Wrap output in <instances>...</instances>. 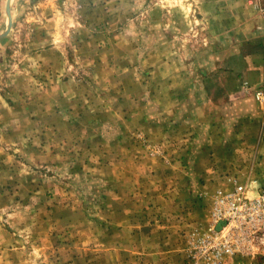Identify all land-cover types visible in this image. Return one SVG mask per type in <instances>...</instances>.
Instances as JSON below:
<instances>
[{"label":"rangeland","instance_id":"obj_1","mask_svg":"<svg viewBox=\"0 0 264 264\" xmlns=\"http://www.w3.org/2000/svg\"><path fill=\"white\" fill-rule=\"evenodd\" d=\"M213 1L10 0L9 18L8 0H0V264H159L170 250L175 264H202L192 242L208 223L211 198L154 220L156 207L129 201L131 222L139 232L149 229L134 235L124 233L115 196L119 161L131 162L119 151L124 136L143 162L147 151L166 154L135 127L144 94L197 99L200 84L211 86L241 65L222 50L237 27L224 24L218 34L210 24L223 12ZM249 1L253 8L228 10L223 19L262 21L264 34V0ZM259 43L264 47V39ZM234 44L249 49L255 42ZM247 90L256 98L264 81ZM220 112L218 129L229 128L236 106ZM255 134L239 142L231 155L238 168L221 173L228 184L214 193L233 181L254 193L264 187V124ZM196 203L207 209L205 220L191 213ZM152 222L163 232L152 233ZM129 238L143 244L136 249ZM221 264H264V246Z\"/></svg>","mask_w":264,"mask_h":264},{"label":"crops","instance_id":"obj_2","mask_svg":"<svg viewBox=\"0 0 264 264\" xmlns=\"http://www.w3.org/2000/svg\"><path fill=\"white\" fill-rule=\"evenodd\" d=\"M209 4L212 5V9L218 8L223 11L221 15L216 14L214 19L210 20L212 21L210 24L218 27L217 31H221L218 34L225 33L224 24V26L237 27L236 30H232L234 35L230 39L232 44L223 47L222 50L230 51L228 57L231 54L233 57L241 58V65L226 73L223 72V75L211 85L212 87L208 83L200 84L198 90H202L204 95L199 92L202 97L197 99L194 97L185 99L178 94L174 97L168 94L165 98L156 99L153 93L144 94L143 98L147 97V101L145 99L140 101L141 118L137 119L135 127H138L139 132L148 135L151 144L158 143L165 148L166 154L162 159L147 151L144 158L148 161L143 162L140 156L136 158V145L132 146L127 136H124L125 142L121 140L120 154L123 155V159L124 157L131 159V162L119 161L125 166L119 164L121 165L118 175L120 190L115 196L119 199L117 213L123 225L129 228L124 233L128 231L131 233L134 230L135 235L149 230L142 227L139 232V224L131 222L133 215L128 212L129 201H139L144 205L156 207L157 213L150 216L152 220L156 216L166 219L167 214L177 215L181 211L182 204L189 201H209L217 187L228 184L225 175L221 176V173L238 168V159L231 155L239 153V142L243 144L246 141L243 138L254 140L260 135L255 137L261 123L264 124V109L247 87L257 86L264 81V47L259 43L263 41L264 34L258 29L262 28V21L254 23L246 19L245 22V18L232 17L227 19L230 23L227 21L225 23L222 16L224 12L242 9L243 5L251 9L249 0H245L244 3L241 0H214ZM235 42H249L251 46L255 42V45L247 49L234 44ZM233 104L237 112L235 115L228 114L232 117L229 120L230 127L226 128L227 124L218 129V124L225 121L220 110L225 105L233 106ZM145 108H151L152 111L148 112ZM240 117L246 118L247 122L240 125L238 123ZM214 122L217 126H214ZM252 128L255 132H251ZM124 181L129 184L125 183L122 186ZM192 207L191 213L198 211L200 212L198 214H203L201 217L205 220L207 209L202 208L199 203ZM147 226L151 228L152 233L158 234V231L162 230L155 222ZM128 241L129 246L136 244V249L143 244H138V240L132 241L130 238ZM125 243L127 246L128 243ZM170 252L165 258L157 257L160 258L157 262L175 264L174 260L178 255L174 251L170 250Z\"/></svg>","mask_w":264,"mask_h":264},{"label":"built area","instance_id":"obj_3","mask_svg":"<svg viewBox=\"0 0 264 264\" xmlns=\"http://www.w3.org/2000/svg\"><path fill=\"white\" fill-rule=\"evenodd\" d=\"M263 101L264 93L255 91ZM193 256L202 264H221L234 254L253 255L264 246V187L254 193L233 181L212 195L208 223L198 232Z\"/></svg>","mask_w":264,"mask_h":264},{"label":"water","instance_id":"obj_4","mask_svg":"<svg viewBox=\"0 0 264 264\" xmlns=\"http://www.w3.org/2000/svg\"><path fill=\"white\" fill-rule=\"evenodd\" d=\"M9 1L10 0H8V3H7V12H8V15H9V18H10V12H9V10H10V6H9ZM11 23V19H9V24Z\"/></svg>","mask_w":264,"mask_h":264}]
</instances>
